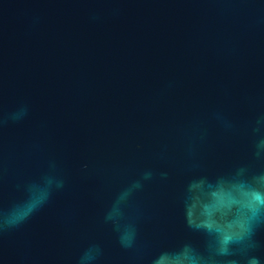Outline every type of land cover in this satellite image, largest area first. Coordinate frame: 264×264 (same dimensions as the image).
<instances>
[{
  "label": "water",
  "instance_id": "1",
  "mask_svg": "<svg viewBox=\"0 0 264 264\" xmlns=\"http://www.w3.org/2000/svg\"><path fill=\"white\" fill-rule=\"evenodd\" d=\"M22 104L24 119H6ZM261 114L264 0H0V207L51 160L65 179L0 232V264H76L89 243L98 264H148L162 245L203 246L181 212L191 166L264 171ZM145 169L156 175L123 208L138 226L124 248L104 217Z\"/></svg>",
  "mask_w": 264,
  "mask_h": 264
},
{
  "label": "clouds",
  "instance_id": "2",
  "mask_svg": "<svg viewBox=\"0 0 264 264\" xmlns=\"http://www.w3.org/2000/svg\"><path fill=\"white\" fill-rule=\"evenodd\" d=\"M29 112L27 104L20 105L6 119L20 121ZM216 118L225 128L232 123L221 113ZM253 131L258 134L254 154L264 158V114L257 117ZM192 149L189 148L191 155ZM87 167V166H86ZM193 163L181 194V212L186 227L204 238L203 246L190 240L156 248L148 264H264V248L258 233L264 229V171L250 173L247 166L215 175L197 171ZM156 173L145 169L131 179L112 200L105 215L111 222L124 248H133L138 237V226L125 218L123 208L132 195L151 181ZM167 177V172H160ZM65 186L55 160L49 161L48 170L38 179L18 185L24 193L19 200L0 207V232L14 229L29 220L52 198L55 191ZM102 249L89 243L80 253L76 264H98Z\"/></svg>",
  "mask_w": 264,
  "mask_h": 264
}]
</instances>
